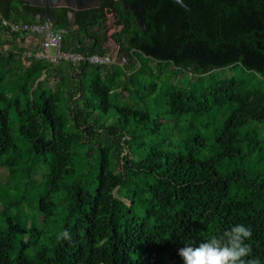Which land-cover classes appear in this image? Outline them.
<instances>
[{
	"label": "trees",
	"instance_id": "1",
	"mask_svg": "<svg viewBox=\"0 0 264 264\" xmlns=\"http://www.w3.org/2000/svg\"><path fill=\"white\" fill-rule=\"evenodd\" d=\"M42 13L0 0V264H183L185 244L238 223L264 264V84L214 75L264 78V0H100L74 23L55 12L62 50L83 55L110 53L115 13L122 67L23 55L5 22ZM162 96L168 108L152 109ZM56 215L48 235L39 221Z\"/></svg>",
	"mask_w": 264,
	"mask_h": 264
},
{
	"label": "clouds",
	"instance_id": "2",
	"mask_svg": "<svg viewBox=\"0 0 264 264\" xmlns=\"http://www.w3.org/2000/svg\"><path fill=\"white\" fill-rule=\"evenodd\" d=\"M64 237L68 236L65 231ZM253 229L244 223L232 225L221 235H213L198 245L187 243L179 249L183 264H261L258 258L247 259L252 253Z\"/></svg>",
	"mask_w": 264,
	"mask_h": 264
},
{
	"label": "crops",
	"instance_id": "3",
	"mask_svg": "<svg viewBox=\"0 0 264 264\" xmlns=\"http://www.w3.org/2000/svg\"><path fill=\"white\" fill-rule=\"evenodd\" d=\"M29 4L40 7L43 10V13L39 16L44 18L45 20L50 19L52 22L55 20V12L61 8L68 9V18L71 23H74L77 20V14L80 11L86 9H93L98 7L100 4V0H84V5L81 6L79 1L77 0H25ZM48 7L51 8L50 14L48 13ZM54 23V22H53ZM76 26H74L75 28ZM121 29V26L117 24V19L115 13H107V30H108V41L105 46L110 48V55L114 58V63L112 65L117 67L127 66L130 63V56L127 50H123L121 45L113 39V34ZM16 46V50H23L24 54L26 52L32 51L36 52L40 50L42 45L41 36L33 33H24L21 37L16 39V42H13ZM50 54L56 55L57 48L51 47ZM66 63L58 62L54 63L53 67H62L66 68ZM79 76V73L75 74Z\"/></svg>",
	"mask_w": 264,
	"mask_h": 264
},
{
	"label": "built area",
	"instance_id": "4",
	"mask_svg": "<svg viewBox=\"0 0 264 264\" xmlns=\"http://www.w3.org/2000/svg\"><path fill=\"white\" fill-rule=\"evenodd\" d=\"M5 24L10 27L11 32L33 33L41 36L42 45L40 50L36 52L28 51L26 52V56H35L37 58L46 59L53 63H58L62 61L74 63L85 61L98 65H111L114 63V58L110 54L83 55L80 53L63 51L62 43L64 31L62 29L55 28L54 23L50 19H47L43 22L35 23H16L6 21ZM51 47L57 48L56 55L50 54L49 50Z\"/></svg>",
	"mask_w": 264,
	"mask_h": 264
},
{
	"label": "rangeland",
	"instance_id": "5",
	"mask_svg": "<svg viewBox=\"0 0 264 264\" xmlns=\"http://www.w3.org/2000/svg\"><path fill=\"white\" fill-rule=\"evenodd\" d=\"M172 68H173V66L170 67V69H172ZM170 75H171V73L169 71L165 72L162 75L161 79L163 80L162 81L163 84L166 82L164 80V78H166V76L168 77ZM214 75H215L217 80H229V79H232V78H237L239 80H244L246 83L253 84V85H259L260 83L264 84V78L263 77H261L260 75H255L254 77H252V75L250 73L245 71L239 65L215 70ZM145 79L147 80L148 84L153 82V78L152 77H147ZM188 79H189V77L187 75L185 76L184 74H181V75L175 77L172 81L174 83H177V84H180V85L181 84H185L186 85V83L188 82L187 81ZM162 82L159 84V89H161ZM158 93H160V91H158ZM150 100L151 101H150L149 106L152 109L164 110L165 108H168V106L166 105V101L167 100L163 96L160 97L158 102H157V100H152V99H150ZM172 119L174 120V118H172ZM4 172H6L5 169H0V173L1 174H3ZM39 222H40L39 226L41 227V229H43L46 233H48V235H50V234H52L54 229L58 226V224L61 223V220L59 219V215H56V219H54L52 221V223L50 225H48V226H46L41 221H39ZM44 225L46 226L45 228H43ZM27 252H32V251H28L27 250ZM163 264H169V258L168 257H164Z\"/></svg>",
	"mask_w": 264,
	"mask_h": 264
},
{
	"label": "water",
	"instance_id": "6",
	"mask_svg": "<svg viewBox=\"0 0 264 264\" xmlns=\"http://www.w3.org/2000/svg\"><path fill=\"white\" fill-rule=\"evenodd\" d=\"M76 1H77V0H76ZM175 1H177V2H179V3L182 4V0H175ZM129 7H130V5H129ZM50 10H51V8L48 7L47 11H48L49 14H50ZM53 22H55V20H53ZM87 63H88V62H86V64H87Z\"/></svg>",
	"mask_w": 264,
	"mask_h": 264
},
{
	"label": "flooded vegetation",
	"instance_id": "7",
	"mask_svg": "<svg viewBox=\"0 0 264 264\" xmlns=\"http://www.w3.org/2000/svg\"><path fill=\"white\" fill-rule=\"evenodd\" d=\"M83 2H84V0H83ZM100 5V4H99ZM83 6V5H82Z\"/></svg>",
	"mask_w": 264,
	"mask_h": 264
}]
</instances>
